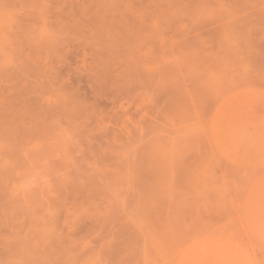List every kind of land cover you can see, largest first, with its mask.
<instances>
[{"label": "rangeland", "instance_id": "374dc122", "mask_svg": "<svg viewBox=\"0 0 264 264\" xmlns=\"http://www.w3.org/2000/svg\"><path fill=\"white\" fill-rule=\"evenodd\" d=\"M0 264H264V0H0Z\"/></svg>", "mask_w": 264, "mask_h": 264}, {"label": "bare ground", "instance_id": "6f19581e", "mask_svg": "<svg viewBox=\"0 0 264 264\" xmlns=\"http://www.w3.org/2000/svg\"><path fill=\"white\" fill-rule=\"evenodd\" d=\"M50 248H51V247H50ZM50 248H49V247H46L45 249L48 250V252H49V249H50ZM43 252H44V251H43ZM45 252H46V251H45ZM42 254H43V253H42ZM45 254H46V253H45Z\"/></svg>", "mask_w": 264, "mask_h": 264}]
</instances>
